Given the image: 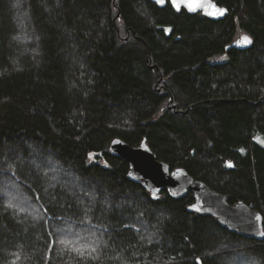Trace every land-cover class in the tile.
<instances>
[{"label":"trees","instance_id":"trees-1","mask_svg":"<svg viewBox=\"0 0 264 264\" xmlns=\"http://www.w3.org/2000/svg\"><path fill=\"white\" fill-rule=\"evenodd\" d=\"M214 1L222 20L0 0V264H264V240L190 212L192 194L154 199L109 149L146 139L264 222V0Z\"/></svg>","mask_w":264,"mask_h":264},{"label":"water","instance_id":"water-1","mask_svg":"<svg viewBox=\"0 0 264 264\" xmlns=\"http://www.w3.org/2000/svg\"><path fill=\"white\" fill-rule=\"evenodd\" d=\"M160 6L169 2L176 11L187 10L190 14L201 13L204 16L219 21L224 19L229 11L219 6L214 0H153ZM189 4L200 5L195 11L188 8ZM222 9L223 15H209L214 9ZM243 37V36H242ZM251 43L240 44L241 37L231 46L238 50H246ZM110 152L129 165L128 179L149 192L154 199L167 190L174 199H183L189 194L194 197V203L188 207L190 212L217 218L221 226L236 235L246 239L263 241V216L243 201L230 204L227 197L212 189L206 183L194 179L184 168H171L169 164L160 161L147 144L146 139L137 147H132L121 139H114L110 144Z\"/></svg>","mask_w":264,"mask_h":264},{"label":"snow or ice","instance_id":"snow-or-ice-1","mask_svg":"<svg viewBox=\"0 0 264 264\" xmlns=\"http://www.w3.org/2000/svg\"><path fill=\"white\" fill-rule=\"evenodd\" d=\"M158 2H159V3H163V0H158ZM199 6H200V5L189 4V5H188V8H189L190 10H192V11H195L196 8L199 7ZM211 7L214 9V11L208 13L209 15H217V14H219V15H223V11H224V10H222V9H216L215 5H211ZM238 43H240V44H249V43H251V40H250L249 37H247V36H243V37H241V40H240Z\"/></svg>","mask_w":264,"mask_h":264},{"label":"rangeland","instance_id":"rangeland-1","mask_svg":"<svg viewBox=\"0 0 264 264\" xmlns=\"http://www.w3.org/2000/svg\"><path fill=\"white\" fill-rule=\"evenodd\" d=\"M93 160H95V156L93 157Z\"/></svg>","mask_w":264,"mask_h":264}]
</instances>
